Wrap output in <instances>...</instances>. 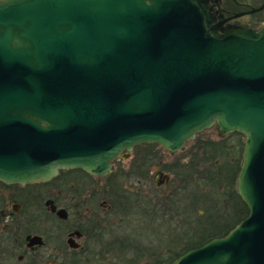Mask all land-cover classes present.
<instances>
[{
  "label": "water",
  "instance_id": "1",
  "mask_svg": "<svg viewBox=\"0 0 264 264\" xmlns=\"http://www.w3.org/2000/svg\"><path fill=\"white\" fill-rule=\"evenodd\" d=\"M209 1L0 0V180L105 176L138 144L239 132L247 216L171 264H264V25Z\"/></svg>",
  "mask_w": 264,
  "mask_h": 264
},
{
  "label": "rangeland",
  "instance_id": "2",
  "mask_svg": "<svg viewBox=\"0 0 264 264\" xmlns=\"http://www.w3.org/2000/svg\"><path fill=\"white\" fill-rule=\"evenodd\" d=\"M263 1L210 0L209 5L219 19L228 18V23L257 28L264 25V8L253 13L248 11L258 8ZM243 12L246 13L236 16ZM243 140L244 136L235 132L221 137L217 128L212 126L197 133L195 139L173 154L158 144L137 145L127 158H119L113 163L114 169L107 178L88 176L80 171H62L52 183L61 180L73 182L78 184L81 194H87V190L93 188L101 195L145 197L149 205L148 216L153 211L155 213L153 220L145 221L139 209L136 210V221L127 217L120 219L121 216L116 215L114 223L122 226L118 228H125V232L132 233L137 244L149 246L144 258L139 260L140 264H155L163 253L165 264L171 255L182 251L190 243L223 231L226 223L236 217L229 194L232 191L231 177L240 153L239 142L243 143ZM161 174L169 176L168 183H159ZM137 189L140 191L137 192ZM143 191L147 192L143 194ZM189 202H194L198 208L193 211L187 206ZM176 235L177 239L180 235L186 240L177 242ZM169 248L174 250L167 251Z\"/></svg>",
  "mask_w": 264,
  "mask_h": 264
},
{
  "label": "flooded vegetation",
  "instance_id": "3",
  "mask_svg": "<svg viewBox=\"0 0 264 264\" xmlns=\"http://www.w3.org/2000/svg\"><path fill=\"white\" fill-rule=\"evenodd\" d=\"M62 171L95 176L78 168L60 170L57 176ZM111 173L95 177L104 179ZM57 176L30 184L0 180V264H140L149 246L133 244L135 236L114 222L116 215L136 221L139 209L145 221L153 220L145 197L101 195L93 188L81 194L73 182L52 183ZM160 179V184L169 182L167 175L161 174ZM131 251L132 256L127 254Z\"/></svg>",
  "mask_w": 264,
  "mask_h": 264
},
{
  "label": "trees",
  "instance_id": "4",
  "mask_svg": "<svg viewBox=\"0 0 264 264\" xmlns=\"http://www.w3.org/2000/svg\"><path fill=\"white\" fill-rule=\"evenodd\" d=\"M235 134H239L241 136V134L238 133V132H235ZM241 142L242 141L239 142L240 143V146H239L240 147L239 148L240 153L238 154V159H237V163H236V169H235V171H234V173H233V175L231 177L232 191L229 194V198L232 197V200H231L232 205L231 206H233V209L235 211V212H233V214H235L236 217L234 216L235 217L234 219H232L231 221H229V222L226 223V225L223 228V231H220L218 233L216 232V233H213V234H210V235H207V236L205 235L202 238H199L198 239L199 236H202L201 234H199V236L197 237L198 240L190 243L189 246H187L186 248H184L182 251L176 252L175 254L171 255L169 257V259L166 261L165 264H171L172 263V260H174L177 256H179L180 254H182L183 252H185V251H187L189 249L196 248V247H200V245H202L203 243L207 242L208 240H210V239H212L214 237H220V236L225 235L232 227H234L239 221H241L242 219H244L247 216V214H248V208L245 205V203L241 200L240 196L237 193L236 187H235L236 186V177H237V174L239 172L240 165H241V161H242L243 143H241ZM146 145L153 146L154 144H146ZM187 206H189V208H191L193 211H195L196 208H198L197 205L194 202L193 203H190ZM171 208H172V206L169 207V209H171ZM149 216H150L151 219H154V214L150 213ZM208 220L211 222L210 217L208 218ZM203 225L204 224H202V226ZM203 232L204 231H202V232H199L198 231V233H203ZM179 236L180 235H178V239H177V235L175 237V240H177V242H178V240L179 241L181 240V242H183V241L186 240V239H184L182 237H179ZM131 241H132L133 244H137L135 240L134 241L131 240ZM175 246H177V245H175ZM172 250H174V248L167 249V251H172ZM127 254L134 255L135 252L134 251H131V252H127ZM164 255L165 254L163 253V255L160 256V260L157 261L156 264H163L164 263V261H165ZM133 258H134V256H133Z\"/></svg>",
  "mask_w": 264,
  "mask_h": 264
}]
</instances>
